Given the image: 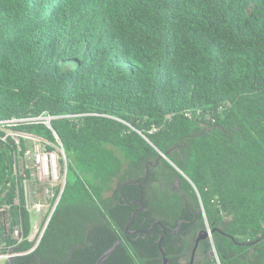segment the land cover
Here are the masks:
<instances>
[{
	"label": "trees",
	"instance_id": "obj_1",
	"mask_svg": "<svg viewBox=\"0 0 264 264\" xmlns=\"http://www.w3.org/2000/svg\"><path fill=\"white\" fill-rule=\"evenodd\" d=\"M42 113L65 182L30 250L24 146L0 142L12 264H94L116 242L100 264H162V226L168 264L206 226L193 264H264V0H0V118Z\"/></svg>",
	"mask_w": 264,
	"mask_h": 264
},
{
	"label": "built area",
	"instance_id": "obj_2",
	"mask_svg": "<svg viewBox=\"0 0 264 264\" xmlns=\"http://www.w3.org/2000/svg\"><path fill=\"white\" fill-rule=\"evenodd\" d=\"M186 115L190 117L192 114L187 112ZM53 118V115L47 113L27 114L21 116H11L8 118H0V142L11 141V143L16 146L18 151L21 149V145H23L24 151L22 153V156L19 153L16 154L18 160H21L22 157H30L39 180L45 179L47 177L51 182H55L60 179L58 177L59 169L57 166V160H55L54 154H57V151H61L62 149V145L60 144L58 137L51 126V120ZM38 124L44 125L51 130L52 135L55 139V143L50 142L48 139L42 136L33 134L20 128L26 125ZM156 129L157 128H152L150 131H154ZM47 145H51L53 147V150H47ZM60 154L63 155V153ZM17 171L23 177L25 188L27 183L26 173H21L18 168ZM55 187H52V189ZM62 188L63 182L59 189V192L57 193L56 200L59 198ZM53 195L54 189L52 190V196ZM27 196L28 195L26 193L25 208L28 210L30 215L29 239H31L32 235L36 236V234L38 233L37 236L39 237L42 234L47 216L45 217L41 228L38 229L37 226L33 224V207L32 209L31 207H29ZM18 204L19 199H17L16 197L15 199H12L11 203H0V230H2L4 236H11L13 239H16V242H19L22 238V227L19 219L17 223H11V206ZM34 208L35 210H37L38 206H35ZM38 237L35 239V243L30 250H32L36 246L39 240ZM17 254L20 253L14 252V250L11 248V245H7L4 241L0 243V264H3L4 261Z\"/></svg>",
	"mask_w": 264,
	"mask_h": 264
},
{
	"label": "rangeland",
	"instance_id": "obj_3",
	"mask_svg": "<svg viewBox=\"0 0 264 264\" xmlns=\"http://www.w3.org/2000/svg\"><path fill=\"white\" fill-rule=\"evenodd\" d=\"M63 153L62 149L61 151H57V154H54L55 160H57V166L59 169L58 177L60 178L59 180L55 182H51L48 180L46 177L45 179L39 180V178L36 175V170L35 167L32 163V160L30 157H22V159L18 163V170L21 173H24V169H29L30 170V175L27 177V183H26V193H27V199L29 203V207H33V224L37 226V228H41L43 225L45 217L48 215L52 205L56 201V196L57 194L55 193L54 190V195L52 196V187L59 186V188L62 185V182L65 179V170H60V166L58 163V157L59 153ZM63 156V155H62ZM71 178V177H69ZM59 192V191H58ZM49 195H48V194ZM111 191L108 190L106 191L105 195L108 196L110 195ZM35 206H38L37 210H35ZM38 234V233H37ZM31 236V239H34L35 237L37 238L38 236Z\"/></svg>",
	"mask_w": 264,
	"mask_h": 264
},
{
	"label": "water",
	"instance_id": "obj_4",
	"mask_svg": "<svg viewBox=\"0 0 264 264\" xmlns=\"http://www.w3.org/2000/svg\"><path fill=\"white\" fill-rule=\"evenodd\" d=\"M159 157H164L165 158V155L163 153L159 152ZM146 170H147V166H146ZM64 182H65V179L63 181V185H64ZM142 183L143 182H141V184ZM141 199L142 198L140 197L139 200H138V202L140 203V206L134 211V213L132 215V220L134 219L136 213L138 211H140L141 209H143V207H144L143 202L141 201ZM57 200H56V202H57ZM56 202L53 205V207L50 209V211H49V213L47 215V218H46L45 223H44V228H45V226H46V224H47V222H48V220L50 218V215H51L52 211L54 210V207L56 205ZM128 227H129V224L126 225V231L128 233H132V232L128 231ZM175 230H177V228ZM211 233H212V230H210L208 228V226H206V228L200 229L197 232V235L195 237L194 247H193V249L191 251V256H190V259H189V261H188L187 264H193L194 259H195V249L197 247L198 242L200 240H203V239L211 238ZM164 235H165V228L162 226V234H161V236H160V238L158 240V246H159V249H160V252H161V255H162V264H168V259L166 258L165 251L161 247L162 238H163ZM40 236L38 238H40ZM255 241H257V239ZM116 244H117V242L112 247H110L109 249H107L102 255H100V257L96 260V262L94 264H100V262L103 261L111 253V251L113 250V248H114V246ZM210 254H211V252H210ZM6 262H7V264H12L10 258L7 259Z\"/></svg>",
	"mask_w": 264,
	"mask_h": 264
}]
</instances>
